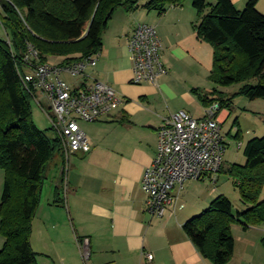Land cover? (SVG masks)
Instances as JSON below:
<instances>
[{"label": "crops", "instance_id": "crops-1", "mask_svg": "<svg viewBox=\"0 0 264 264\" xmlns=\"http://www.w3.org/2000/svg\"><path fill=\"white\" fill-rule=\"evenodd\" d=\"M147 1L142 0L134 11L115 9L102 33L97 63L87 71L90 79L117 90L123 102L99 121H80L90 150L73 155L65 191L61 160L47 167L30 237L37 258L42 253L50 258L46 264H85L77 242L79 237H89L90 262L94 264H211L183 225L198 215V210H205L215 197L224 195L221 188L213 187L207 195H198L197 202L187 207L186 181L181 188H174L177 199L164 216H151L145 210L146 194L141 180L156 154L161 123L179 110L194 118L205 115L206 106L202 105L201 110L196 107L200 100L192 89L203 87L196 78L202 70L206 72L209 52L206 42L197 37L186 9L181 5L169 6L160 15L157 10L142 7ZM140 23L154 26L162 43L161 59L166 73L158 85L131 82L127 38ZM61 61V57L48 60L53 64ZM210 87L203 94L209 93ZM39 103L46 112L48 104ZM230 116L228 108L219 111L221 127ZM3 182L2 171L0 200ZM56 187H61L63 204L54 202ZM231 231L235 246L227 264H264V224L245 230L235 223ZM3 243L0 235V249ZM35 245L47 250L36 249ZM147 254H152V259Z\"/></svg>", "mask_w": 264, "mask_h": 264}, {"label": "trees", "instance_id": "trees-1", "mask_svg": "<svg viewBox=\"0 0 264 264\" xmlns=\"http://www.w3.org/2000/svg\"><path fill=\"white\" fill-rule=\"evenodd\" d=\"M140 0H0V24L8 35L0 36V169L4 173L0 200V264H37L31 248L32 221L38 207L46 170L51 162H63V142L51 126L39 128L33 121L29 91L23 80L27 65L24 53L30 43L41 62L61 57L68 64L98 53L102 33L115 9L139 8ZM185 0H148L142 7L162 15L169 6ZM259 0H248L238 10L232 0H192L198 21L193 24L197 37L213 48L209 78L221 86L240 84L236 93L249 100L264 99V12ZM200 102L208 107L218 102L228 108L232 97L214 89L203 94L193 88ZM47 111V110H46ZM246 161L232 163L227 172L246 208L234 210L232 202L220 194L200 214L186 221L183 228L201 255L211 264H227L234 252L231 231L237 223L247 230L264 224V135L249 139L244 147ZM223 170L221 167L220 172ZM61 187L55 201L62 203ZM63 204V203H62ZM264 246V237L261 240Z\"/></svg>", "mask_w": 264, "mask_h": 264}, {"label": "built area", "instance_id": "built-area-1", "mask_svg": "<svg viewBox=\"0 0 264 264\" xmlns=\"http://www.w3.org/2000/svg\"><path fill=\"white\" fill-rule=\"evenodd\" d=\"M127 49L132 63L134 84L158 85L166 73L161 59L162 43L152 25L140 23L127 38ZM99 53L83 56L68 64L41 62L38 50L30 43L23 61L27 71L23 80L29 91L43 95L48 101L46 111L51 126L63 142L62 185L64 191L73 155L88 152L90 143L80 121L95 122L122 102V95L111 85L90 79L87 69L97 63ZM66 72L75 81L62 78ZM218 102L206 107L201 118L179 110L166 117L158 129L157 151L143 172L141 189L146 194L145 210L151 216L162 217L177 199L175 187L181 188L188 180L218 181L226 149L218 115ZM81 258L90 262L89 237L77 239ZM152 259V254H147Z\"/></svg>", "mask_w": 264, "mask_h": 264}, {"label": "rangeland", "instance_id": "rangeland-1", "mask_svg": "<svg viewBox=\"0 0 264 264\" xmlns=\"http://www.w3.org/2000/svg\"><path fill=\"white\" fill-rule=\"evenodd\" d=\"M141 1L142 0H140L139 2ZM247 1L248 0H232L234 6L238 10H242L245 7ZM206 2L209 4V6L207 7L208 11L210 5L215 4L216 0H206ZM180 7L186 9L185 14L193 20V24L198 21L197 11L192 6V0H185ZM257 9L260 12H264V0L258 1ZM0 36L3 38L8 37L1 24ZM206 45H208L209 47L208 59L206 61L207 70L205 73L202 70L200 73V77L196 78L197 82H202L203 84V87H200L198 89H200L201 92L204 93V89H206L207 86H211V90L209 89L208 91L210 95L212 94V91L214 89H217L218 91L224 92L226 97H232V99L230 100V105L228 106V109L231 112V116L228 121L221 127L222 133L225 138L226 149L223 157V170L219 173L220 180L216 183V185L209 183L208 180L187 181L184 185L185 200L186 203H188L187 207H189L197 202L198 195H207L213 187L219 189L221 188L222 192H224V196L229 198V200L232 202L234 210L242 211L246 208L245 205L247 204H244V202L241 200L238 189L234 185L233 179L228 174L227 168L232 163H245L246 157L244 155V147L247 141L255 136L264 135V99L249 100L244 95L236 93L240 87V84L221 86L212 82L209 78V75L212 68L213 48L208 42H206ZM202 59L204 60L203 56ZM62 78H64L69 83H73L75 81V78L71 77L69 73L66 72L62 74ZM36 96L38 98L34 97L31 100L33 121L41 129L50 128L51 123L48 115L44 111V108L40 105L39 101H42L45 106H47L48 103L42 95L36 94ZM195 105L199 110L203 109V104L201 102L196 103ZM45 108L46 110H48V107ZM54 162L55 160L51 162V164ZM0 172H2L1 169ZM48 182H51L50 178L48 179ZM47 185L48 183H46V187ZM260 199H264V186L261 191ZM197 212L198 213L196 214L201 213L200 210H198ZM34 248H41L45 251L47 250L39 245H35ZM37 261L39 264H46L50 263V258L48 257V255H46V253H42L39 254Z\"/></svg>", "mask_w": 264, "mask_h": 264}]
</instances>
